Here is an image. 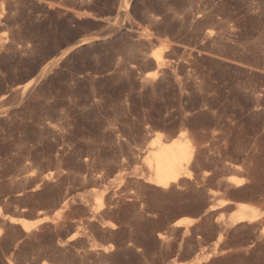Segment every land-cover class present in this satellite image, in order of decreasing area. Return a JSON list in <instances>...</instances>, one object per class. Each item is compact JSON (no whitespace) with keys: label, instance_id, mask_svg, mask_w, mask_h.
Instances as JSON below:
<instances>
[{"label":"rangeland","instance_id":"rangeland-1","mask_svg":"<svg viewBox=\"0 0 264 264\" xmlns=\"http://www.w3.org/2000/svg\"><path fill=\"white\" fill-rule=\"evenodd\" d=\"M14 92L0 264H264V0H0ZM184 132L192 177L154 186Z\"/></svg>","mask_w":264,"mask_h":264},{"label":"bare ground","instance_id":"bare-ground-1","mask_svg":"<svg viewBox=\"0 0 264 264\" xmlns=\"http://www.w3.org/2000/svg\"><path fill=\"white\" fill-rule=\"evenodd\" d=\"M154 60L156 68L150 73L155 77L159 73V68L163 66L162 54L156 55ZM31 85L32 81L26 84L25 88H29ZM189 146H191V139L188 138L186 132L181 135L180 139H169L163 133H159L152 141L148 154L144 159L148 170V177H146L148 182L158 188H168L172 185H178L182 181L184 182L187 177L191 178L192 172L187 166L191 159V157L189 158ZM228 182L234 186H240L243 183V179L237 176H230ZM98 204V206L102 205L100 200ZM15 220V218H12V221ZM189 222V219H181L175 225L180 226ZM42 264L53 263L43 262Z\"/></svg>","mask_w":264,"mask_h":264},{"label":"water","instance_id":"water-1","mask_svg":"<svg viewBox=\"0 0 264 264\" xmlns=\"http://www.w3.org/2000/svg\"><path fill=\"white\" fill-rule=\"evenodd\" d=\"M105 34H108V32L104 33ZM20 100V94L19 92H14L11 94V97L9 99H7L6 101L2 102L0 104V108L1 107H6V106H11V105H14L16 103H18Z\"/></svg>","mask_w":264,"mask_h":264}]
</instances>
